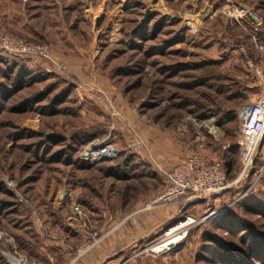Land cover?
I'll use <instances>...</instances> for the list:
<instances>
[{
  "label": "rangeland",
  "instance_id": "rangeland-1",
  "mask_svg": "<svg viewBox=\"0 0 264 264\" xmlns=\"http://www.w3.org/2000/svg\"><path fill=\"white\" fill-rule=\"evenodd\" d=\"M188 1L0 0V31L46 46L67 71L49 63L31 70L34 59L0 48V231L24 237L25 225L37 216L47 235L70 236L74 250H84L85 228L94 222L100 228L103 215L129 217L159 201L170 159L175 164L204 154L194 143L191 121L213 119L218 133L205 131L203 147L229 165L228 184L191 214L212 216L190 230L180 251L160 257L142 253L182 218L171 221L138 245L137 259L141 264H228L223 255L229 252L239 264H264V217L245 210L264 203V141L251 169L240 162L237 143L261 86L256 75L246 82L230 78L214 62L239 48L231 37L245 43L250 32L220 22L226 0H190L204 1L200 6ZM210 6L219 16L206 24L212 16L203 10ZM53 50L68 63L53 58ZM23 69L30 75L16 90ZM64 93L66 99L58 103ZM24 103L27 112L11 111ZM136 140L146 151L134 146ZM97 141L114 144L118 159L83 161L82 153ZM111 169L124 178L110 176ZM73 204L85 217L66 228V220L74 218ZM227 215L248 232L222 229L218 220Z\"/></svg>",
  "mask_w": 264,
  "mask_h": 264
},
{
  "label": "crops",
  "instance_id": "crops-1",
  "mask_svg": "<svg viewBox=\"0 0 264 264\" xmlns=\"http://www.w3.org/2000/svg\"><path fill=\"white\" fill-rule=\"evenodd\" d=\"M201 2L197 1L196 4H192L189 0L187 3L191 4V6L198 5L199 3L198 6H200L202 4ZM187 3H185V5ZM226 3H236L247 7L251 12V17L246 21L245 26H230L228 21L223 17L219 18L220 22L226 28L242 31L246 28L250 33H248V35L246 34L247 41L245 43L244 41L239 42L238 40L240 39H237V37H231V39H229L230 43L237 45L236 47L239 48L233 50L227 60L223 59L222 56H218L214 59V62L221 64V73L227 70L226 72H228L230 78L232 77L246 82L256 75L253 66L260 67V69L264 71V62L254 49L256 45L255 41L258 44H264V0H226L224 4ZM210 7L211 8L207 7L203 10L205 11L204 16H212V18L210 17L205 21L206 24H211V21L214 20L213 16H219V10L218 13L217 11L212 12L211 9H214V7ZM168 10L171 14L176 13V10ZM253 36H255V40ZM221 37L222 35H220V38ZM51 53L53 58L58 62L62 64L68 63L67 61L69 59L66 56L62 57V55H59L54 50L53 52L51 51ZM46 63L47 62L43 60L34 59L28 66H30L31 70H34L42 66L46 67ZM258 83L257 88L260 87L259 79ZM109 89L110 86H108V92ZM250 89L251 87L248 86L245 88L246 91ZM111 93L115 94L113 88ZM246 104H248V102ZM229 110H233V108ZM241 110H246V107ZM241 133L242 127L240 128V135L237 139L239 146L242 142ZM202 149H204L202 152L208 156L209 152L206 146ZM190 156L191 155L178 159L175 164L170 159L167 163L166 170L172 169ZM208 157L215 161V156L210 154ZM220 162L222 163L223 161ZM222 164L225 163L223 162ZM159 202L160 201H152L146 204L133 216L129 217H125V215H103L100 228L97 227L95 222L85 228L84 239L87 244L86 248L81 251L74 250L75 244L72 243L70 236L62 237L61 235L60 237H55L53 235H47L42 219L36 216L33 218L30 225L31 228L33 227L34 232L28 231L30 226L27 224V226L25 225L24 227V237H20L16 234L14 235L15 237H13L0 231V264H11L4 257V253H10L18 260H21V264H127V256H129L128 264H141V259H137L136 248L143 240L149 239L155 235L159 229H163L171 221L181 218L184 215H191L192 212L195 211L197 213V210L199 211L203 208L206 200L185 198L173 203ZM72 222L73 219L69 218L64 225L66 228L73 226L74 223ZM153 263L156 262L153 261Z\"/></svg>",
  "mask_w": 264,
  "mask_h": 264
},
{
  "label": "built area",
  "instance_id": "built-area-1",
  "mask_svg": "<svg viewBox=\"0 0 264 264\" xmlns=\"http://www.w3.org/2000/svg\"><path fill=\"white\" fill-rule=\"evenodd\" d=\"M221 14L230 26H245L246 21L251 17V12L247 7L236 3L227 4L222 9ZM192 23L193 21H189L187 26H193ZM255 43L254 49L264 62V44H258L256 41ZM0 48L13 57L40 59L53 67H57L62 73L66 74L67 72L64 66L51 58L49 49L44 45L0 31ZM253 69L260 81L261 88L242 126L239 157L245 169L252 168L255 156L264 139V71L257 66H253ZM191 123L194 128V143L199 148H203L205 131L208 130L215 135L218 133L213 119L193 120ZM185 129L186 127H184ZM142 144L141 141L136 140L134 146L142 147L143 151H146L145 146ZM118 157L119 151L115 145L106 143V141H97L82 153V160L91 164L115 161ZM164 175L166 177V189L159 199L162 203H173L185 198L210 200L213 196L225 190L228 184V175L224 165L200 152L192 154L182 163L164 172ZM82 209L79 204L72 205L73 221L78 222L84 219L85 215ZM211 216H206L203 219H196L191 215L183 216L178 224L163 231L159 237L149 242L142 253H150L153 256L160 257L180 251L187 244L190 230L200 222L208 220ZM4 257L11 264H21V260L10 253H4Z\"/></svg>",
  "mask_w": 264,
  "mask_h": 264
},
{
  "label": "trees",
  "instance_id": "trees-1",
  "mask_svg": "<svg viewBox=\"0 0 264 264\" xmlns=\"http://www.w3.org/2000/svg\"><path fill=\"white\" fill-rule=\"evenodd\" d=\"M28 75H30V74L28 72H26L25 69L21 70V72L19 73L17 79L14 82V87H15L16 90H20L21 87H23L25 85L24 84V80H25V78H27ZM66 97H67V94L64 93L58 99L57 102L58 103L64 102V100L66 99ZM37 100H39V98ZM27 110H28V104L27 103H24V104H22L20 106L14 107L11 111L13 113L21 114V113L27 112ZM263 141H264V139H263ZM239 149H240V146H239ZM227 166H229V165H227ZM227 166L224 165V167L226 169V172H227V175H228V170L226 168ZM109 172H110L109 173L110 176H114L115 178H124V176L120 177L118 175L117 169H111ZM1 186H0V191L2 190L1 189ZM245 210L248 213H251L253 215L260 216V217H264V203H257V204H252V205H246L245 206ZM218 224H219L220 227H222V229L226 230V232L231 233V234L238 235L240 231L241 232H248V229L246 227L242 226L241 223L234 216H232V215H227V216H224V217L220 218L218 220ZM231 255L232 254H230L229 252L227 254H224L223 255V259L226 260V262H228V264L229 263H231V264H239V262L236 261V259H234Z\"/></svg>",
  "mask_w": 264,
  "mask_h": 264
},
{
  "label": "bare ground",
  "instance_id": "bare-ground-1",
  "mask_svg": "<svg viewBox=\"0 0 264 264\" xmlns=\"http://www.w3.org/2000/svg\"><path fill=\"white\" fill-rule=\"evenodd\" d=\"M192 28V27H191Z\"/></svg>",
  "mask_w": 264,
  "mask_h": 264
}]
</instances>
